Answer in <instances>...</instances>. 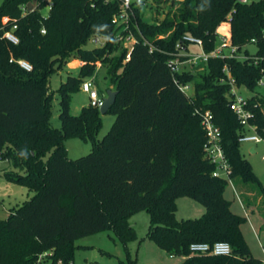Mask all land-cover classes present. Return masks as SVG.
I'll list each match as a JSON object with an SVG mask.
<instances>
[{"label":"trees","instance_id":"obj_1","mask_svg":"<svg viewBox=\"0 0 264 264\" xmlns=\"http://www.w3.org/2000/svg\"><path fill=\"white\" fill-rule=\"evenodd\" d=\"M32 1L4 0L0 5V159L12 168L4 173L6 181L33 192L0 220V264H74L75 241L105 230H112L127 248L138 238L129 219L143 210L149 217L145 239L169 256H182L179 264H264L252 255L241 230L246 217L231 210L224 197L227 182L212 176L214 166L203 154L204 131L194 115L195 108L211 111L232 180L264 206V186L240 149L239 138L250 131L232 112L230 87L221 82L225 67L239 90L254 92L262 79L264 0H154L170 6L156 23L143 19L142 4L135 6L129 20L135 44L127 62L128 50L119 40L126 33L114 23L121 12L118 1L50 0L46 19L45 3L22 15L21 7ZM3 19L8 22L3 24ZM227 21L239 53L248 55L246 46L255 40L252 57L257 63L253 58H211L200 70L182 71L179 81L193 86L189 100L166 62L183 36L202 40L203 50L211 52L219 42L216 30ZM14 25L15 45L2 38ZM94 37L107 41L88 49ZM11 59L28 62L32 70ZM75 60L81 63L76 74H67L50 91V77ZM99 68L116 92L106 113L114 121L101 140L99 109L87 105L76 116L70 112L73 95ZM54 93L59 98V129L50 125ZM246 101L249 124L264 139V96L253 94ZM68 139L90 143L91 152L68 158ZM179 197L205 211L178 219ZM239 199L244 209L251 207L249 199L245 205ZM216 241L228 242L231 254L189 249L193 242ZM43 253L48 254L39 260ZM135 263L127 251V260L116 264Z\"/></svg>","mask_w":264,"mask_h":264},{"label":"rangeland","instance_id":"obj_2","mask_svg":"<svg viewBox=\"0 0 264 264\" xmlns=\"http://www.w3.org/2000/svg\"><path fill=\"white\" fill-rule=\"evenodd\" d=\"M3 1L4 0H0V5ZM169 8V4L166 3L157 4L154 0H143L141 6L142 17L148 23L160 22L164 19ZM86 47L92 49L98 47V45L89 42ZM123 48H125L124 45ZM247 50L248 53L254 54L256 52V47L250 44L247 46ZM190 51L194 54H200V50L195 45L190 46ZM97 67H99V65ZM201 67H195L193 70H200ZM76 72L77 68L68 65L66 69L52 75L49 81L50 91L55 92L59 85L65 81L67 74H76ZM86 80L94 82L96 90L103 98L106 97L109 90L113 91V88L105 78V70L102 68L97 70L93 78ZM261 82L262 85H258L254 92L242 88L239 90V93L245 99L251 97L253 94L264 96V75ZM88 102V96L82 91L74 94L70 105L71 114L75 116L78 115L80 109L87 106ZM58 115L59 98L57 94L54 93L52 100V115L50 118V125L52 128H60ZM113 121L114 116L112 114L101 115V128L97 135L98 140H101L107 134ZM64 145L67 150L68 158L72 160L85 156L92 150L90 143H85L79 139L65 140ZM240 149L253 172L264 186V161L262 160L264 156V143L254 144L245 142L241 143ZM251 149H253V153L250 152ZM10 169L12 170L9 164L0 159V220L7 219L15 208L28 201L33 195V192H30L27 188L6 181L4 173ZM233 185L244 205L245 199L251 201L252 205L248 208L249 210L242 209L239 198L234 194L231 185H227L224 197L231 202V210L246 217V222L241 225L242 232L247 240L252 255L264 260V231L261 230V226L264 222V206L261 204L259 198L248 188L242 187L234 181ZM248 187L250 188V186ZM176 205L177 210L175 215L178 219L199 217L205 211L202 205L187 197L177 198ZM130 221L136 229L138 238L128 242L127 248L112 230L89 234L75 241L78 248L74 253V264H86V262L89 264L94 261H97L96 264H116L118 259L123 261L127 260V251L133 259H136L135 264H179L182 261V256L170 257L167 253L161 251L152 241L145 239L149 224V217L146 211H139L132 216ZM144 239L145 242H143ZM80 244L83 246H79ZM158 254H161V257Z\"/></svg>","mask_w":264,"mask_h":264},{"label":"built area","instance_id":"obj_3","mask_svg":"<svg viewBox=\"0 0 264 264\" xmlns=\"http://www.w3.org/2000/svg\"><path fill=\"white\" fill-rule=\"evenodd\" d=\"M108 1H118L121 5V12L118 16L114 18V23L121 27L122 31H125V36H120L119 40L128 50V53L125 58V62L130 59V50L132 46L135 44V38L131 32L129 26L130 17L133 15V7L141 5L143 0H106ZM240 3H247L248 0H238ZM42 3H45V7L42 10L43 19H46L47 12L51 9L52 3L50 0H33L31 3L26 6L21 7L22 15H26L27 13H31L35 11L38 6ZM8 22L7 19L3 20V24ZM221 26H227L226 32H219L218 29L216 33L218 35V44L216 47L209 53H206L203 50L202 40L192 37V36H183L181 41L176 44V52L172 53L169 59L166 62L167 68L169 69L173 81L180 90L189 100H191L193 96V86L191 84H183L177 78L182 71H194L193 68L201 67L202 64L208 61L211 58H221L224 59L226 57L235 58L240 61H246L250 58H253L249 53L248 55L244 52L239 53V48L237 46L232 45L230 38V26L229 21L222 23ZM14 30H16V25L12 27L11 30L4 31L2 38L8 41L11 44H17L18 39L14 34ZM41 33L44 34V29L41 30ZM107 41L106 37H94L89 42L98 45V47H103ZM251 44H255V40L251 41ZM195 45L199 50L200 54H194L190 51V46ZM247 47V46H246ZM244 49V48H243ZM152 48L150 49V52ZM254 62L257 63V59L254 57ZM10 62H16L22 69L25 71H31L32 66L24 61V60H13ZM223 73L225 74V78L221 80L223 83H227L230 87L229 95H230V108L232 112L236 115L241 126L247 128L250 132L244 136L239 138L240 143H254L258 144L263 142L264 139L261 138L255 132V128L249 124V119L251 118V113L247 109V101L242 95L239 93V89L235 83L233 77H231L229 70L225 67L223 69ZM261 80L258 82V85H261ZM80 91L85 93L88 96V105L97 109H100L103 105V97H101L98 91L95 88L94 82L90 80H86L81 84ZM194 115H196L200 119V125L205 135V142L203 145V154L204 158L214 166V171L212 176L215 178L223 179L227 182V185H231L234 191V194L239 198V195L233 185V180L231 178V169L229 167L227 158L225 157L224 151L221 147V132L217 125L215 124L213 114L209 110H204L201 108L194 109ZM264 161V156L262 157ZM240 201V199H239ZM241 203V202H240ZM242 206V204H241ZM243 208V206H242ZM244 209V208H243ZM190 251L192 252H206L213 255H229L231 254V246L226 241H216L212 244L207 242H193L189 246ZM48 253H43L39 255V260L43 258V256ZM38 260V261H39ZM57 264H63L61 260L57 262Z\"/></svg>","mask_w":264,"mask_h":264},{"label":"water","instance_id":"obj_4","mask_svg":"<svg viewBox=\"0 0 264 264\" xmlns=\"http://www.w3.org/2000/svg\"><path fill=\"white\" fill-rule=\"evenodd\" d=\"M183 1V0H180ZM116 97V92L109 90L106 94V97L103 99V105L99 109L101 115L106 114L109 108L114 104Z\"/></svg>","mask_w":264,"mask_h":264},{"label":"crops","instance_id":"obj_5","mask_svg":"<svg viewBox=\"0 0 264 264\" xmlns=\"http://www.w3.org/2000/svg\"><path fill=\"white\" fill-rule=\"evenodd\" d=\"M227 26H221V27H219V29H218V31L219 32H226V30H227ZM223 29V30H222ZM74 66L75 68H79L80 66H81V63L79 62V61H77V60H75V61H73V62H71L70 64H69V66ZM262 80V79H261ZM262 85V84H261ZM259 144V143H258ZM250 152L251 153H253V149H251L250 150ZM243 209V208H242ZM243 210H245V209H243ZM252 212V211H251ZM132 218V217H131ZM130 218V219H131ZM130 219H129V223L132 225V223H131V221H130ZM133 226V225H132ZM135 228V227H134ZM241 230H242V228H241ZM150 241V240H149ZM143 242H145V239H144V241ZM82 244H80L79 246H81ZM83 246V245H82ZM162 251V250H161ZM159 255V254H158ZM160 257H161V254L159 255ZM170 257H174V256H170ZM183 258V257H182ZM97 263V261H94V262H92V263H89V264H96ZM86 264H88L87 262H86Z\"/></svg>","mask_w":264,"mask_h":264}]
</instances>
